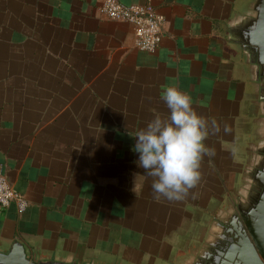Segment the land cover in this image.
<instances>
[{
    "label": "crops",
    "instance_id": "crops-1",
    "mask_svg": "<svg viewBox=\"0 0 264 264\" xmlns=\"http://www.w3.org/2000/svg\"><path fill=\"white\" fill-rule=\"evenodd\" d=\"M121 1L165 15L157 49L137 48L133 24L100 0H0V161L29 201L0 206V248L18 239L83 263L182 264L232 199L257 105L227 25L251 0ZM167 87L191 96L215 152L179 201L155 198L133 151L153 109L170 117Z\"/></svg>",
    "mask_w": 264,
    "mask_h": 264
},
{
    "label": "water",
    "instance_id": "water-1",
    "mask_svg": "<svg viewBox=\"0 0 264 264\" xmlns=\"http://www.w3.org/2000/svg\"><path fill=\"white\" fill-rule=\"evenodd\" d=\"M228 37L250 66L257 105L255 137L246 148L239 184L225 208L208 221L198 248L182 264H264V0H251L228 20ZM0 264H95L72 257H46L23 241L0 248Z\"/></svg>",
    "mask_w": 264,
    "mask_h": 264
},
{
    "label": "clouds",
    "instance_id": "clouds-1",
    "mask_svg": "<svg viewBox=\"0 0 264 264\" xmlns=\"http://www.w3.org/2000/svg\"><path fill=\"white\" fill-rule=\"evenodd\" d=\"M161 98L170 110V117L162 119L153 109L154 119L136 134L133 151L140 154L139 166L154 178L155 198L179 201L199 183L204 157L211 158L215 152L205 144L209 121L193 109L191 96L177 87H167ZM211 126L214 132L220 131L216 121ZM224 130L229 131L227 126Z\"/></svg>",
    "mask_w": 264,
    "mask_h": 264
},
{
    "label": "built area",
    "instance_id": "built-area-1",
    "mask_svg": "<svg viewBox=\"0 0 264 264\" xmlns=\"http://www.w3.org/2000/svg\"><path fill=\"white\" fill-rule=\"evenodd\" d=\"M100 9L108 17L127 21L134 26V45L143 50L157 49L164 32L166 17L152 3H125L121 0H100ZM16 203L17 210L24 211L28 198L14 187L0 161V206Z\"/></svg>",
    "mask_w": 264,
    "mask_h": 264
}]
</instances>
